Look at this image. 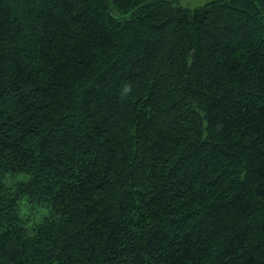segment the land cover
<instances>
[{
  "label": "trees",
  "instance_id": "obj_1",
  "mask_svg": "<svg viewBox=\"0 0 264 264\" xmlns=\"http://www.w3.org/2000/svg\"><path fill=\"white\" fill-rule=\"evenodd\" d=\"M0 264H264V0H0Z\"/></svg>",
  "mask_w": 264,
  "mask_h": 264
},
{
  "label": "rangeland",
  "instance_id": "obj_2",
  "mask_svg": "<svg viewBox=\"0 0 264 264\" xmlns=\"http://www.w3.org/2000/svg\"><path fill=\"white\" fill-rule=\"evenodd\" d=\"M213 0H177V3L184 8L193 10Z\"/></svg>",
  "mask_w": 264,
  "mask_h": 264
}]
</instances>
